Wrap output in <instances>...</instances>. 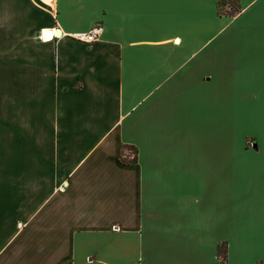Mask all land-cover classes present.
<instances>
[{"label":"crops","instance_id":"1","mask_svg":"<svg viewBox=\"0 0 264 264\" xmlns=\"http://www.w3.org/2000/svg\"><path fill=\"white\" fill-rule=\"evenodd\" d=\"M221 1L0 0V264H264V0Z\"/></svg>","mask_w":264,"mask_h":264},{"label":"rangeland","instance_id":"2","mask_svg":"<svg viewBox=\"0 0 264 264\" xmlns=\"http://www.w3.org/2000/svg\"><path fill=\"white\" fill-rule=\"evenodd\" d=\"M231 2V0H227V1H224V4H229ZM223 6V5H222ZM221 6V8H223ZM233 8H235L234 7V5L233 4H231V5H229V7L227 8V10H232ZM230 123H232V121H230ZM231 128H233L232 126H231ZM239 135V134H238ZM236 136V135H230V138H229V140L230 141H233V140H238L237 138L239 137V136ZM237 137V138H236ZM239 139H240V137H239ZM244 141L246 142V144H251V142H252V138H251V136H247V137H245L244 138ZM123 154L125 155V158H123V159H127L128 158V156H131V155H134V149H132V148H126V147H123ZM64 264H68L67 262L66 263H64Z\"/></svg>","mask_w":264,"mask_h":264},{"label":"built area","instance_id":"3","mask_svg":"<svg viewBox=\"0 0 264 264\" xmlns=\"http://www.w3.org/2000/svg\"><path fill=\"white\" fill-rule=\"evenodd\" d=\"M102 29L103 27L97 24V25H94L92 28H90L87 32L79 33L76 36L78 39L90 43L98 37Z\"/></svg>","mask_w":264,"mask_h":264},{"label":"bare ground","instance_id":"4","mask_svg":"<svg viewBox=\"0 0 264 264\" xmlns=\"http://www.w3.org/2000/svg\"><path fill=\"white\" fill-rule=\"evenodd\" d=\"M49 31V32H48ZM61 32V31H60ZM60 32H56L55 29H43L41 32H40V35L41 37H43L44 39L46 40H49L54 34L55 35H59Z\"/></svg>","mask_w":264,"mask_h":264},{"label":"trees","instance_id":"5","mask_svg":"<svg viewBox=\"0 0 264 264\" xmlns=\"http://www.w3.org/2000/svg\"><path fill=\"white\" fill-rule=\"evenodd\" d=\"M224 1H226V0L221 1L219 5L224 4ZM230 3L233 4L232 2H230ZM234 11H235V8H233V9L230 11V13H231V12H234ZM134 152H135V151H134ZM134 157H135V156H134ZM134 157H133L132 161L134 160ZM218 254L220 255V257H221L222 260L225 259V256L222 255L221 252H220V247H218Z\"/></svg>","mask_w":264,"mask_h":264},{"label":"water","instance_id":"6","mask_svg":"<svg viewBox=\"0 0 264 264\" xmlns=\"http://www.w3.org/2000/svg\"><path fill=\"white\" fill-rule=\"evenodd\" d=\"M49 32V31H48ZM56 32L58 33V32H60L59 30H56Z\"/></svg>","mask_w":264,"mask_h":264}]
</instances>
